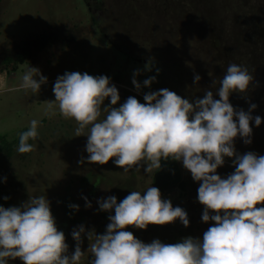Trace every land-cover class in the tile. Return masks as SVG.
<instances>
[{"label": "rangeland", "instance_id": "obj_1", "mask_svg": "<svg viewBox=\"0 0 264 264\" xmlns=\"http://www.w3.org/2000/svg\"><path fill=\"white\" fill-rule=\"evenodd\" d=\"M102 1L117 3V0ZM144 1L168 3L175 8L174 12L182 9V13H177L183 15L175 17L179 19V30L164 39L159 38L151 48L159 56L141 57L154 65L150 70L128 61L89 29V12L82 0H0V75L7 77L9 88L19 85L30 66L47 77V83L41 85L38 94L30 90L0 91V206L21 207L30 197L45 196L56 227L65 234L69 255L76 246L71 235L73 229L83 225L86 231L94 229L96 234L105 233L110 222L108 216L114 215V210L105 211L104 217V211L99 210V200L115 196L119 203L131 191L143 193L153 186L154 171L148 174L143 161L138 166L139 171L133 168L129 172L116 166L115 158L104 165L88 163L87 136L75 137L76 122L63 118L58 108L55 116L45 114L46 101L55 100L53 87L58 76L66 72L108 76L119 91L118 107L129 96L144 103L145 93L163 88L191 102L196 97L202 98L214 79H222L230 63L246 66L254 80L246 93L233 92L229 100L237 111L247 112L251 104H256L251 114L260 116L262 123L256 127L254 120L250 122L251 144H245L237 136L234 146L241 155L250 151L264 155V0ZM196 8L197 12H192ZM99 9L94 12L96 16ZM120 13L113 9L105 16L108 26L118 23L120 17L115 14ZM22 50L30 54L23 57ZM137 70L140 75L136 79L142 85L140 91L132 84ZM196 74L201 76L199 84L193 83ZM153 76L156 80L150 87H144L143 81ZM211 91L214 98L219 99L215 95L217 89ZM108 105L110 97L102 107ZM33 119L39 121L38 138L29 140L34 150L20 154L17 151L19 136L23 130H28ZM82 158L84 163L81 164ZM224 159V165L217 169L222 178L235 171L234 157ZM178 165L185 190L175 187L160 193L162 199L171 200L173 207L179 206L187 212L189 226L185 227L177 219L163 226L125 229L144 243L154 239L177 243L188 236L202 239L203 233L214 224L202 221L204 206L197 199L201 182L193 180L182 161H178ZM98 179L99 185L96 184ZM84 197L91 202V208L85 206ZM71 204L79 205V210L71 209ZM82 239L81 248L86 252L89 241L86 235ZM92 258L86 252L81 264H90ZM8 264L23 262L19 258L9 259Z\"/></svg>", "mask_w": 264, "mask_h": 264}, {"label": "clouds", "instance_id": "obj_2", "mask_svg": "<svg viewBox=\"0 0 264 264\" xmlns=\"http://www.w3.org/2000/svg\"><path fill=\"white\" fill-rule=\"evenodd\" d=\"M146 70H150L147 65ZM138 75L139 70L134 72L132 84L140 91ZM155 80V76L149 77L143 86L150 87ZM200 80L199 74L194 75V84ZM253 80L248 67L230 63L222 79L212 82L219 99L205 90L202 98L190 102L163 88L145 93L144 103L129 96L117 107L119 91L108 76L86 72L58 76L53 87L55 100L46 101L45 114L55 116L58 108L63 118L76 122L75 137L87 136L88 163L104 165L115 158V165L129 172L133 168L139 171L143 161L151 174L161 169L162 159L182 161L193 180L201 182L197 199L204 206L202 221L214 224L202 239L188 236L177 243L142 242L125 229L163 226L177 219L185 227L190 223L183 208L173 207L171 200L162 199L157 187L150 186L143 193L131 191L119 203L115 196L99 200L100 211L114 210L105 233L86 231L83 225L73 229L76 246L69 255L65 234L56 227L47 198L30 197L21 207L0 206V264L17 258L23 264H81L86 252L93 257L90 264H264V155L251 151L241 155L234 146L237 136L251 144L250 122L254 120L259 127L262 118L251 114L256 104L247 112L237 111L229 100L233 92L246 93ZM46 83L47 77L31 66L17 87L9 88L7 77L0 75V91L38 94ZM109 97L110 105L102 107ZM38 124L31 120L28 130L20 134L18 153L34 150L29 140L38 138ZM225 157H234L235 171L222 178L217 169L224 165ZM84 199L91 208V202ZM69 207L79 210L76 204ZM83 235L89 241L86 252L81 248Z\"/></svg>", "mask_w": 264, "mask_h": 264}, {"label": "flooded vegetation", "instance_id": "obj_3", "mask_svg": "<svg viewBox=\"0 0 264 264\" xmlns=\"http://www.w3.org/2000/svg\"><path fill=\"white\" fill-rule=\"evenodd\" d=\"M116 2L105 3L102 0H92V2L91 0H82V4L89 12V29L92 28L97 32L102 39L106 40L109 47L124 56L128 61L143 66L147 65L152 69L154 65L148 63L145 59L141 60V57L144 56L149 59L159 56L151 48L160 41L159 38L164 39L167 34L179 30L177 24L179 19L175 17H183L182 14L177 13H182V9L174 12L175 8L163 2L161 4H147L144 0H117ZM99 7V15L96 16L94 12ZM113 9L121 12L115 14L120 19H118V23L108 26L105 16ZM192 12H197V8ZM22 53L23 57L30 54L27 50H22ZM212 88L211 83L206 90H212Z\"/></svg>", "mask_w": 264, "mask_h": 264}, {"label": "trees", "instance_id": "obj_4", "mask_svg": "<svg viewBox=\"0 0 264 264\" xmlns=\"http://www.w3.org/2000/svg\"><path fill=\"white\" fill-rule=\"evenodd\" d=\"M23 57L20 58V61ZM26 130H23L24 132ZM152 185L160 191H169L175 187L185 190V182L181 179L178 161L161 160V169L154 170L152 175ZM105 217V211L103 212Z\"/></svg>", "mask_w": 264, "mask_h": 264}]
</instances>
